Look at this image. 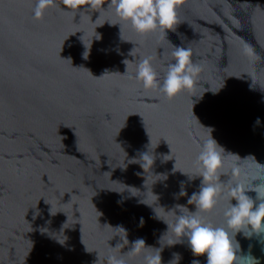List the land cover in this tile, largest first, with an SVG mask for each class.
<instances>
[{
	"label": "water",
	"instance_id": "1",
	"mask_svg": "<svg viewBox=\"0 0 264 264\" xmlns=\"http://www.w3.org/2000/svg\"><path fill=\"white\" fill-rule=\"evenodd\" d=\"M105 2L55 0L36 19L37 0H0V264H108L138 238L127 264H207L172 230L177 204L195 211L203 142L226 151L225 192L233 166L264 179V0H185L174 31L146 36ZM174 46L202 71L169 100L135 75L150 56L162 85ZM228 207L221 196L204 219L227 227ZM233 243L240 264H264V233Z\"/></svg>",
	"mask_w": 264,
	"mask_h": 264
},
{
	"label": "clouds",
	"instance_id": "2",
	"mask_svg": "<svg viewBox=\"0 0 264 264\" xmlns=\"http://www.w3.org/2000/svg\"><path fill=\"white\" fill-rule=\"evenodd\" d=\"M184 3L185 0H110L107 8H114L120 21L130 23L137 34L146 36L157 30L174 31L179 23L178 9ZM105 4V0H63L65 10L72 11L105 9ZM54 6H56L55 0H37L34 18H42L45 11ZM133 51L134 49L130 55ZM172 57L173 62L167 65V73L162 85L159 83L158 74L150 56L141 57L135 75V79L142 82L145 89L159 88L169 100L186 90L191 91L196 88L198 74L202 71L201 65L193 61V52L190 48L174 46ZM124 63L126 64V61ZM225 152V149L210 134L209 138L203 142L197 157V163L202 169L198 175L202 177L199 191L194 192L187 201L189 205H195V211H190L183 205L175 206L185 211H180L172 230L178 237L187 238L194 256H206L207 264H240L242 257L237 256L233 243L237 233H244L245 230L264 233V179L254 184L260 178L242 177L241 170L233 166L230 177L232 187L225 192V183L221 180V177L225 175V156L223 155ZM144 159L147 163H153L148 160L147 154L144 155ZM188 178L192 180L195 177L188 175ZM183 183L182 181L181 184ZM247 184L253 186L248 187ZM253 191L256 193L255 198L248 195ZM180 195H185L183 189ZM221 196H227L229 200V207L224 211L227 227L215 226L204 219L205 214H210L216 209ZM141 224H143L142 217ZM145 247H147L145 241L138 238L123 255L108 257V264H127L125 255L129 257L142 255ZM172 255L173 260L169 261V264L177 261L178 257L180 259L179 253ZM144 261L145 264H162L160 252L156 255L144 256ZM192 264H200V260L195 259Z\"/></svg>",
	"mask_w": 264,
	"mask_h": 264
}]
</instances>
